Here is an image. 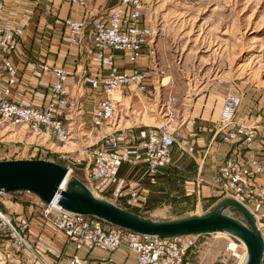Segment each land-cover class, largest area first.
<instances>
[{
  "label": "built area",
  "instance_id": "2783aa9c",
  "mask_svg": "<svg viewBox=\"0 0 264 264\" xmlns=\"http://www.w3.org/2000/svg\"><path fill=\"white\" fill-rule=\"evenodd\" d=\"M71 3L78 9L86 5L85 0H71ZM149 18L150 10L142 0H117L104 16L97 19H91L83 12L80 18L66 17L62 20L63 27L67 29L68 44H76L83 34L93 44L88 59L97 65L98 74L93 76L83 69L75 81L76 91L81 92L86 87L92 93L101 94L92 106L89 120L92 129L117 119L118 101L113 100L114 94H122L126 88H132L136 93L147 91L152 75L148 69L141 70L133 64L146 48L154 59L152 42L157 30ZM22 32L21 27L0 25V130L22 129L39 139L47 135L68 144L70 138L73 139L69 116L71 102L64 90L67 76L61 66L40 67L53 78L42 104L34 107L18 101L23 94L15 89L17 77L10 55L15 51ZM116 58L133 67H121ZM177 102V98L170 97L164 105L162 114L166 121L172 120L174 115L170 105ZM223 103L215 132L222 136L224 143H236L238 146L235 154L219 164L215 184L224 196L240 202L255 217L261 232L264 229V127L233 123L240 105L238 94L226 95ZM168 124L118 127L102 135V142L86 151L83 163L76 159L71 166L81 165L85 179L82 184L91 193L132 212L139 202L138 188L123 184L118 177L119 166H141L148 183L153 186L161 169L168 165L173 146L182 152L192 150L190 140L180 136L177 126ZM65 168L69 173L70 169ZM95 182H104L106 192L94 188ZM61 188L62 183L47 203L34 195L30 203L44 225L61 234L65 246H69L72 253L64 254V250L46 243L40 238L43 235L41 230L38 237L30 234L25 217L11 216L1 209V204L0 237L6 240L13 253L28 252L38 264H47L45 255L51 257L53 264H86V259L78 256L77 251L96 249L111 252L123 247L132 254L133 260L122 264H183L196 238L206 236H141L93 217L71 214L57 204ZM224 235L231 240L230 244L236 239ZM228 249L233 250L230 246Z\"/></svg>",
  "mask_w": 264,
  "mask_h": 264
},
{
  "label": "rangeland",
  "instance_id": "374dc122",
  "mask_svg": "<svg viewBox=\"0 0 264 264\" xmlns=\"http://www.w3.org/2000/svg\"><path fill=\"white\" fill-rule=\"evenodd\" d=\"M142 1L150 10L149 20L157 30L154 38L157 43V53L153 55L154 59L148 52V48L143 52L150 56L149 68L153 79L159 83L165 77L162 81L163 86L160 88L162 89L161 97L166 101L170 97L177 98L178 102L173 106L175 108L181 106L182 109H192L193 103L201 100L203 106L206 104L211 112L226 95L238 94L241 102L236 109L234 122L246 126L264 127V0ZM85 2L87 9L94 10L96 14L90 18L97 19L113 7L117 0H85ZM13 3L16 5V11L11 13L12 16L26 17L34 12L38 16L51 13L56 15L59 9L70 6L76 8L71 0H14ZM157 65L166 68V74H163L162 69H159ZM120 66L133 67L126 62ZM145 67L148 68V66ZM122 91V94L118 92L114 94L113 100L126 98L127 103L124 107L134 110V100L140 99L139 94L143 93L135 91L132 93L131 89ZM173 106L171 110L174 114L176 109ZM140 111L142 112L143 109ZM140 111L137 113L139 116ZM239 113L247 118L249 115H254L253 119L256 121L253 120L249 124L237 122L236 117ZM177 117L166 121V118L162 116L158 122L159 124L169 122L168 125L177 126L179 131L181 124L175 121ZM113 125L117 127L116 123ZM78 140L77 143L71 140L68 144L55 141L49 148L47 143L53 141L49 139L41 141L22 129L0 130V161L43 159L55 162L68 167L69 176L78 177L77 179L82 183L85 179L80 177L81 165L72 167L71 164L76 159H80V163H83L86 151L93 149L97 144ZM220 194L224 196L222 192ZM32 196L25 191L0 193V207L3 204L1 209L9 212L11 216L20 214L24 207L12 201L23 202L26 199L30 200ZM215 200V202L202 201L199 204L198 202L190 203L185 211L182 209L177 213L172 211L165 219H177L202 213L218 201ZM227 213L233 218L241 219L236 212L228 210ZM31 222L39 224L43 234L41 239L54 247L57 246L58 243L55 244L49 240L58 239L60 241L61 236L58 232H53L39 220ZM261 232L264 238V229ZM230 241L221 233L198 237L185 256L183 264H217L220 261L226 264H241L245 256L244 246L238 239H235L232 240L233 250H230L228 249L231 245ZM45 262L53 264L46 258ZM0 264H38V262L28 252L13 253L6 240L0 237Z\"/></svg>",
  "mask_w": 264,
  "mask_h": 264
},
{
  "label": "crops",
  "instance_id": "0c3cea01",
  "mask_svg": "<svg viewBox=\"0 0 264 264\" xmlns=\"http://www.w3.org/2000/svg\"><path fill=\"white\" fill-rule=\"evenodd\" d=\"M13 2L14 0H0V25L21 27L23 29L17 47L10 55L17 77L15 89L20 90L23 94L18 101L24 105L34 107L42 104L47 96L45 91L53 78L48 72L41 71L40 67L42 65L61 66L67 76L64 82V90L71 102L69 116L72 123L73 141L77 143L78 139H81L85 143L90 141L93 144H100L102 135L108 134V131L112 129L110 125H102L95 130L89 124L92 106L101 98V94L92 93L86 87L81 92L76 91L75 88L77 75L83 69H86L90 75L95 76L98 74L97 65L88 59L93 44L86 34H83L76 44H68L67 29L62 25V19L66 17L77 19L82 16L83 12H86L89 17H94L96 15L94 10L89 11L86 7L84 11H81L82 9L77 10L70 6L59 9L56 15L51 13L38 16L34 12L26 17L12 16L11 13L13 14L14 10L16 11V5ZM102 15L105 14L102 13L100 16ZM154 40L152 46L155 56L157 43ZM116 59L119 65L123 64V60ZM148 59L150 60V56L143 52L133 66L141 70L146 69L145 66L149 68L151 62ZM157 67L162 69L163 74H166V68L158 65ZM148 70L149 74L152 75L151 69ZM154 75H156L155 72ZM164 78L158 83L152 75L146 93L139 94L140 99L134 100V110L133 108L129 110V108L124 107V104L127 103L126 98L117 99L119 115L111 123H116L117 127L121 128L159 124V119L164 116L162 114L164 104L167 102L166 99L161 97L162 89L160 88L163 86L162 81ZM129 89L133 90L132 88L124 90ZM193 104L192 109H182L181 106L175 108L173 106L176 109L174 111L176 114L174 113L173 117L178 116L175 121L181 124L180 136L188 138L194 150L187 153L174 146L171 149L168 165L161 169L156 184L151 186L148 183L146 172L141 166L132 167L127 164L119 166L118 177L123 184L138 188L139 202L136 210L132 211L136 215L150 219L166 220L165 217L168 213L172 211L177 213L181 209L185 211L190 203L198 202L197 204H199V202L207 200L215 202V199L218 200L224 197L215 184L218 166L226 156L233 155L237 151L235 144L224 143L222 136L215 133V125L220 119L223 100L211 112L207 109L206 104L203 106L201 100H196ZM141 109H143L142 112ZM138 111L141 112L140 116L137 114ZM179 111H181L180 114H178ZM130 113L135 114L131 115ZM253 116L249 115L247 118L239 113L236 120L240 123L249 124L253 120L256 121ZM47 139L53 141L47 143V146L51 148L55 140L45 135L41 141ZM82 175L83 173L80 177ZM93 187L104 192L107 190V185L104 182H95ZM71 253L72 249L65 246L64 254L70 255ZM76 254L84 257L86 264H122L133 260L132 254L123 247L111 252L96 249H91L89 252L79 250ZM45 258L49 262H53L49 255Z\"/></svg>",
  "mask_w": 264,
  "mask_h": 264
},
{
  "label": "water",
  "instance_id": "95a60500",
  "mask_svg": "<svg viewBox=\"0 0 264 264\" xmlns=\"http://www.w3.org/2000/svg\"><path fill=\"white\" fill-rule=\"evenodd\" d=\"M62 183L57 201L61 209L83 217H93L136 235L171 238L225 233L244 246L241 264H263L264 240L255 217L237 200L222 197L210 209L186 217L160 220L150 219L118 208L105 199L92 195L81 181L69 176L58 163L43 159L0 161V192L25 191L47 203ZM236 212L241 219L231 217ZM217 264H226L220 261Z\"/></svg>",
  "mask_w": 264,
  "mask_h": 264
},
{
  "label": "trees",
  "instance_id": "16d2710c",
  "mask_svg": "<svg viewBox=\"0 0 264 264\" xmlns=\"http://www.w3.org/2000/svg\"><path fill=\"white\" fill-rule=\"evenodd\" d=\"M14 192H20V191H14ZM12 202H14L15 204H19L22 207H24L23 212H21L20 214H14L13 216H22V217L24 216L27 223H28V230H29L30 234L38 237L40 234L41 228H39V224L33 223L31 221H33V220H39L40 222H42V221L40 220V218H38L37 213L35 212L34 208L32 207V205L30 203V200L26 199V200H23V202H17V201L13 200ZM9 203H11V200H9ZM43 225H44V223H43ZM60 236H61V234H60ZM52 242L55 244L58 243V244H56L57 246L56 245L55 246L57 248H59V250H62L63 247L65 246L62 236H61L60 241L58 239H56V240L54 239V240H52Z\"/></svg>",
  "mask_w": 264,
  "mask_h": 264
},
{
  "label": "bare ground",
  "instance_id": "6f19581e",
  "mask_svg": "<svg viewBox=\"0 0 264 264\" xmlns=\"http://www.w3.org/2000/svg\"><path fill=\"white\" fill-rule=\"evenodd\" d=\"M83 9H84V10L86 9V5H85V8H83ZM223 101H224V99H223ZM240 102H241V98H240ZM173 105H174V104H171V105H170V108H171ZM223 105H224V103H223ZM223 105H222V108H221V111H220V115H221L222 110H223ZM234 118H235V115H234ZM234 118H233V119H234ZM234 121H235V120H233V123H235ZM111 124H112V125H111ZM238 124H239V123H238ZM102 125H106V126L111 125V126H112V129H111L109 132H111V131L115 130L116 128H118V127H116V125H113V123H111V121H109V122L107 121V122L101 123V126H102ZM240 125H242V124H240ZM101 126H100V127H101ZM98 128H99V127H98ZM93 129H97V128H93ZM215 130H216V128H215ZM215 133H216V132H215ZM216 134H218V133H216ZM220 136H221V135H220ZM71 140H73V139L70 138L69 141H71ZM101 142H102V141H101ZM68 143H69V142H68ZM233 144H235L236 147L238 146L236 143H233ZM97 145H99V144H97ZM190 145H191V147H192V150H188V149H186L185 152H187V153L193 152L194 148H193L192 144H190ZM173 147H174V146H173ZM173 147H172V148H173ZM236 147H235V149H236ZM238 148H240V146H239ZM236 151H237V150H236ZM170 153H171V152H170ZM235 153H236V152H235ZM235 153H234V154H235ZM230 156H232V155H230ZM228 157H229V156H228ZM228 157L226 156L225 158H228ZM225 158H224V159H225ZM169 160H170V159H169ZM92 195L96 197L95 194L92 193ZM221 234H222V233H221ZM223 234H224V233H223ZM233 247H234V245L231 244V245H230V248L232 249ZM188 252H189V251H188ZM188 252H187V253H188ZM244 258H245V256H244ZM263 258H264V257H263ZM243 261H244V259H243Z\"/></svg>",
  "mask_w": 264,
  "mask_h": 264
}]
</instances>
